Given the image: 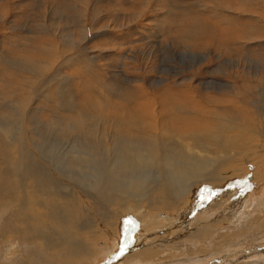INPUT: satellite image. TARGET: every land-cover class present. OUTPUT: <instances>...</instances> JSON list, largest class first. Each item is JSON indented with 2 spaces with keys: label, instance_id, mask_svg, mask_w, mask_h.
I'll use <instances>...</instances> for the list:
<instances>
[{
  "label": "bare ground",
  "instance_id": "obj_1",
  "mask_svg": "<svg viewBox=\"0 0 264 264\" xmlns=\"http://www.w3.org/2000/svg\"><path fill=\"white\" fill-rule=\"evenodd\" d=\"M81 1L88 4L90 0ZM235 2L242 5H236L235 10L247 12L251 20L255 6L264 8V0ZM239 8L244 9L239 11ZM85 9L87 13L88 8ZM100 14V9L94 8L93 24L103 19ZM257 25L248 24L254 36L262 39L264 28ZM244 26L238 30L239 41L235 46L240 41L244 44ZM86 30L85 27L78 46L88 39ZM42 42L32 40L31 47H39ZM71 44L67 40L62 51L70 52L74 47ZM188 56L196 58L193 54ZM14 65L23 71L27 68L24 63ZM32 69L41 71L44 67ZM256 77L249 74L241 79L243 89L233 98L226 94L234 88L225 92L217 89L223 97H203L204 103L191 97V108L188 102H180L181 95L174 104L159 107V99L172 95L170 85L155 94L153 100L144 92L134 95L135 91L112 86L105 94L111 96L113 104L101 100L95 104L97 109L83 114L82 119L56 117L46 120L44 125L37 124L36 110L31 112V102L41 91L36 83L38 79L33 82L29 79L30 86L22 91V99L27 102L23 107L18 103L17 109L12 108L14 112L7 108L8 115L3 111L9 102L0 105V127H11V131L0 130V199L9 206L7 217L0 222V229H4L0 233V264H111L117 261L112 252L119 229L117 243L136 250L120 264H192L194 260V264H206L209 260L206 235L216 239L223 249H234L238 239L243 243H262L264 218L256 215L264 211V204L255 205L254 210L241 214L242 217L233 216L231 207H251L254 203L249 202L263 196L260 192L255 197L244 194L230 205L228 200L233 197L221 195L207 208L200 205L198 213L192 214L188 208L180 218L178 215L181 207L189 205L194 189L204 185L201 181L222 180L207 182L219 191L226 182L239 179L234 169L231 173L222 172L235 164L253 175L251 180L243 179L244 184L260 185L264 190V76L255 82ZM34 84L36 89L32 87ZM137 97L148 101V107L134 109L132 101ZM78 107L64 105L60 111L70 110L77 115L81 112ZM23 115L30 116L31 129L36 125L30 138L24 133H12L14 122L10 119ZM176 115L183 116L185 121ZM18 149L27 152L22 155ZM51 169L59 176L51 173ZM196 181L200 183L195 184ZM237 186L233 184L229 194L240 192L243 187ZM125 213L135 215L134 229H129L131 234L125 230L127 222L122 220ZM187 214L193 216L189 221ZM223 218H228L231 224ZM235 218L241 220L239 227L254 226L256 234L250 233L252 238L246 239V235L231 226L237 225ZM184 223L188 227L179 231ZM139 226L146 232L140 234ZM157 230L163 238L159 248L147 243L158 239L153 233ZM98 241H103L104 246L98 247Z\"/></svg>",
  "mask_w": 264,
  "mask_h": 264
},
{
  "label": "rangeland",
  "instance_id": "obj_2",
  "mask_svg": "<svg viewBox=\"0 0 264 264\" xmlns=\"http://www.w3.org/2000/svg\"><path fill=\"white\" fill-rule=\"evenodd\" d=\"M235 1L90 0L87 4L82 3L81 0H0V105L3 106L6 101L9 102L3 112L10 115V112H6L7 108L14 112L18 103L22 107L27 103L25 99H22L24 97L22 91L30 86L29 79L33 82L40 74L44 75L36 83L41 91L31 102V112L36 110L34 118L37 124L41 125H44L46 120L56 117L82 119L83 114L97 109L95 104L101 100L107 104H113L111 96L105 94L112 86L135 91L134 95L139 94L140 91L144 92L149 100H153L155 94H160L170 85L169 91L172 95L163 100L159 99L160 108L174 104L178 95L182 96L180 102H188V108H191V97L198 102H203V97L221 99L223 96L216 92L221 88L224 92L234 88L232 92L226 94L233 98L236 93L242 91V80L249 74L252 77L257 76L255 82L264 76V36L262 39L255 37L250 30L252 27L248 26L254 23V25L258 24L257 27L264 28V8L255 6L253 8L255 15H250L253 17L251 20L247 12L241 13L235 10L238 7L236 5H241ZM145 3H148L147 6ZM85 8H88L87 13ZM94 8L100 9V17L103 18L96 21V24L91 21ZM211 9L215 11L211 12ZM243 9L239 8V11ZM257 16L261 19L259 20ZM243 25H246L244 26L246 28L244 44L241 45L240 41L235 46L239 41L238 30ZM85 27L89 37L78 46L82 41ZM32 40H42L43 44L33 48ZM67 40L72 42L71 45L75 48H71L70 52L64 50L66 51L64 53L63 45ZM49 53L56 57L47 55ZM188 54H193L196 58H190ZM15 62L26 64V70L17 69ZM39 66H43L44 69L40 71L37 69ZM33 67L39 71H34ZM32 87L37 88L35 84ZM12 92L15 94L11 95ZM72 104L79 106L81 110L79 114L75 115L70 110L60 111L62 106ZM148 104V101L139 97L132 101L134 109L148 107ZM14 107L15 109H12ZM157 113L161 115L160 111ZM176 117L185 121L183 116L176 115ZM29 118L28 115L20 118L12 117L10 121L14 122L12 129L15 130L12 133H24L27 138L34 136L32 130L36 129V125L31 129ZM21 128L23 130H17ZM0 130L11 131V127L1 126ZM17 152L24 155L27 151L18 149ZM58 158L59 162L63 161L60 154ZM244 164L248 166L245 162ZM40 168L46 169L45 166ZM231 170L239 179L226 182L228 185L225 183L219 191L214 190V184L210 185L207 182L222 180L208 178L201 181L204 185L194 189V193L189 198V205L179 209V218L187 212L188 208L191 209L190 213H198L201 206L207 208L210 202L225 194L233 197L228 200L227 205L233 204L244 194L247 197H255L259 192L261 196L263 194L262 197L259 196L262 201L259 197H255L249 202L254 203L251 207L246 205L239 209L235 205L231 206L235 217H242L241 214L254 210L255 205H263V188L260 185L251 187L242 182L243 179L251 180L252 173L236 164L222 172L231 173ZM50 172L57 174L53 169ZM66 172L75 174L72 171ZM199 183L196 181L195 184ZM233 184H238L237 188L243 187L240 189L241 193L229 194ZM8 209V202L0 199V222L7 217ZM260 215L264 218V211L262 213L259 211L256 216ZM134 216L130 213L122 217V220L127 222L125 230L129 232L128 234H131L129 230L131 227L134 229L133 226L136 223ZM192 217L187 214L186 221ZM140 219L143 220L141 217ZM223 221L231 224L228 218H223ZM235 222L237 225L231 226L239 233L246 235V239L252 238L250 233L256 234L254 226L239 227L241 220L236 218ZM187 227L188 224L184 223L179 231ZM224 227L228 228L227 225ZM217 228L220 230V227ZM142 229L144 228L138 227L140 234L146 232ZM3 231L4 229H0V233ZM150 233H152L151 230ZM153 233L158 236V239L147 243L157 248L163 241L160 237L162 232L157 230ZM163 233L166 237V232ZM119 234L120 229L118 236ZM131 237L134 238V234ZM117 239L114 238L115 253L112 252L117 261L111 264L126 262L136 251L127 249L124 255H120L122 246L117 243ZM204 241L207 244V258H209L206 264H226L225 262L254 264L261 261L264 264V241L243 243L242 239H238L235 243L236 247L231 250L223 249L216 239L208 235L205 236ZM100 242H97L98 247H103L104 242ZM224 247L227 248L226 245ZM222 260L224 263L221 262Z\"/></svg>",
  "mask_w": 264,
  "mask_h": 264
},
{
  "label": "snow or ice",
  "instance_id": "obj_3",
  "mask_svg": "<svg viewBox=\"0 0 264 264\" xmlns=\"http://www.w3.org/2000/svg\"><path fill=\"white\" fill-rule=\"evenodd\" d=\"M128 223H132L131 221H128ZM127 251V244H124L121 248V253L120 255H124Z\"/></svg>",
  "mask_w": 264,
  "mask_h": 264
}]
</instances>
